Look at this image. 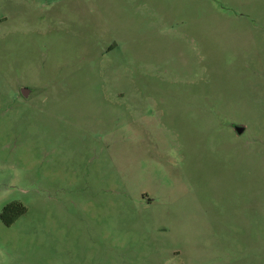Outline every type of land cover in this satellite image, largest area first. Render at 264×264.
Here are the masks:
<instances>
[{
	"label": "rangeland",
	"instance_id": "obj_1",
	"mask_svg": "<svg viewBox=\"0 0 264 264\" xmlns=\"http://www.w3.org/2000/svg\"><path fill=\"white\" fill-rule=\"evenodd\" d=\"M0 264H264V0H0Z\"/></svg>",
	"mask_w": 264,
	"mask_h": 264
},
{
	"label": "trees",
	"instance_id": "obj_2",
	"mask_svg": "<svg viewBox=\"0 0 264 264\" xmlns=\"http://www.w3.org/2000/svg\"><path fill=\"white\" fill-rule=\"evenodd\" d=\"M11 212H15L12 218H7L8 214ZM25 212V208L17 205V204H10L6 206L1 214L2 221L7 225H12L21 215Z\"/></svg>",
	"mask_w": 264,
	"mask_h": 264
},
{
	"label": "water",
	"instance_id": "obj_3",
	"mask_svg": "<svg viewBox=\"0 0 264 264\" xmlns=\"http://www.w3.org/2000/svg\"><path fill=\"white\" fill-rule=\"evenodd\" d=\"M22 94H23V96H27L28 92L25 89H23ZM234 130L237 134H241L244 131V128L240 127V126H236V127H234Z\"/></svg>",
	"mask_w": 264,
	"mask_h": 264
}]
</instances>
